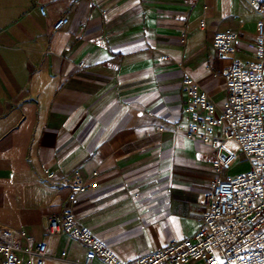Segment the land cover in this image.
<instances>
[{"label": "crops", "instance_id": "obj_1", "mask_svg": "<svg viewBox=\"0 0 264 264\" xmlns=\"http://www.w3.org/2000/svg\"><path fill=\"white\" fill-rule=\"evenodd\" d=\"M257 21L247 0H0V226L45 243L47 264L86 251L45 236L66 210L121 262L191 238L219 175L212 148L175 131L182 81L221 108L230 60L213 38L236 33L245 64ZM45 171L97 187L71 203Z\"/></svg>", "mask_w": 264, "mask_h": 264}, {"label": "built area", "instance_id": "obj_2", "mask_svg": "<svg viewBox=\"0 0 264 264\" xmlns=\"http://www.w3.org/2000/svg\"><path fill=\"white\" fill-rule=\"evenodd\" d=\"M247 2L258 15L253 60L245 64L235 60L236 33H218L212 42L218 56L230 60L225 104L218 108L191 78L182 81L186 124L175 131L210 146L212 169L219 175L211 183L203 220L192 237L121 262L66 210L51 218L44 230L45 236L64 233L85 247L82 259L66 264H264V0ZM40 13L45 16L43 8ZM64 25L61 18L52 31ZM241 158L248 169L224 175ZM44 174L47 181L70 190L71 203L97 187L93 181H57L50 172ZM0 256L2 264H47L48 251L45 243H35L24 231L0 226ZM59 258L65 259L66 253Z\"/></svg>", "mask_w": 264, "mask_h": 264}, {"label": "rangeland", "instance_id": "obj_3", "mask_svg": "<svg viewBox=\"0 0 264 264\" xmlns=\"http://www.w3.org/2000/svg\"><path fill=\"white\" fill-rule=\"evenodd\" d=\"M248 169V165L246 161L241 158L238 162H236L232 167H230L224 175H236L239 173H242ZM193 264H201L199 262L193 263Z\"/></svg>", "mask_w": 264, "mask_h": 264}]
</instances>
